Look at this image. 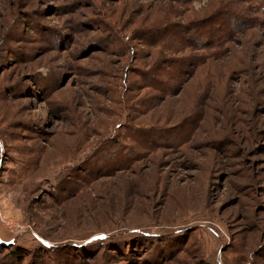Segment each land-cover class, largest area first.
Wrapping results in <instances>:
<instances>
[{
  "label": "rangeland",
  "instance_id": "obj_1",
  "mask_svg": "<svg viewBox=\"0 0 264 264\" xmlns=\"http://www.w3.org/2000/svg\"><path fill=\"white\" fill-rule=\"evenodd\" d=\"M0 264H264V0H0Z\"/></svg>",
  "mask_w": 264,
  "mask_h": 264
}]
</instances>
